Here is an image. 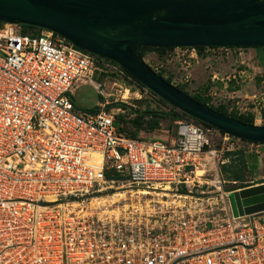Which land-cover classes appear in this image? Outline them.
Segmentation results:
<instances>
[{
    "label": "built area",
    "instance_id": "obj_1",
    "mask_svg": "<svg viewBox=\"0 0 264 264\" xmlns=\"http://www.w3.org/2000/svg\"><path fill=\"white\" fill-rule=\"evenodd\" d=\"M176 49L164 62L175 57L184 71L189 59L198 62L195 48ZM205 49L242 55V48ZM159 61L156 73L165 69ZM95 71L135 82L118 64L49 30L0 29V264H264V214L234 218L228 193L220 207L203 197L220 191V181L217 189L202 180L217 173L219 154L257 153L259 144L186 118L174 122L171 142L131 138L104 106L95 113L74 108L71 96L79 85L93 86ZM230 79L211 77L225 88ZM251 99L260 123L258 98ZM242 100L226 104L228 112L244 114ZM206 163L212 167L200 170ZM120 190L128 197L92 203Z\"/></svg>",
    "mask_w": 264,
    "mask_h": 264
},
{
    "label": "water",
    "instance_id": "obj_2",
    "mask_svg": "<svg viewBox=\"0 0 264 264\" xmlns=\"http://www.w3.org/2000/svg\"><path fill=\"white\" fill-rule=\"evenodd\" d=\"M49 30L118 64L187 116L232 137L264 142V126L242 123L195 101L155 73L145 48H264V0H0V29ZM234 218L264 214V183L230 192Z\"/></svg>",
    "mask_w": 264,
    "mask_h": 264
},
{
    "label": "rangeland",
    "instance_id": "obj_3",
    "mask_svg": "<svg viewBox=\"0 0 264 264\" xmlns=\"http://www.w3.org/2000/svg\"><path fill=\"white\" fill-rule=\"evenodd\" d=\"M175 50L177 49L175 48ZM219 50L220 49L215 50L213 55H208L209 50L204 49L202 56H200L196 50L199 60L196 63L192 59H189L190 68H188L186 71H184L181 62L177 58L174 57L172 61L164 62V54L159 56L156 52L152 51L146 52L143 57V61L151 68H154L155 60L164 62L165 69L164 71L162 70V74L166 77L171 76L173 85H183L184 91H186L189 95H203V92H206V94H212L210 97V105L214 107L218 106L219 103H223L225 105L228 104V107H231L233 102L242 100L244 96H247V98L256 96V98H258L256 104L259 103L258 105H260L257 108L261 107L264 109V48H242V55H239L237 53L238 51H236V53L227 52V56H223L225 52ZM177 52H180L179 49ZM181 52H184L182 58L186 59V52ZM169 53H172V51H169L167 54ZM219 55L222 57H219ZM204 56H208V58L206 59ZM214 73H216L218 78L222 79L223 81H226V77L229 75L235 76V80L230 79V82L226 85L228 87L225 88L222 83L211 81V77ZM186 75L188 76V80L184 81ZM91 79L95 85H99L98 88L95 87V89L93 86L85 84L79 85L74 91V102L76 107L79 109H86L92 106H98L99 109H101V106H104L103 109L106 111H111L114 114L115 119H117V116L121 114L125 116L126 120H128L133 117L137 108H143V103H138V101L146 99L145 101L148 103L150 102L151 107L161 109L162 111L167 110V106L161 103L159 105L151 99L154 97L151 95L150 90L146 93V97H144L145 91L143 87L136 82L120 81L116 79L114 74L101 73L98 71L93 73ZM138 95H141L142 97L139 98L137 97ZM98 96H101L102 100H100ZM243 102H248L244 114H252L250 113L251 109L254 108L252 99L247 101L245 100ZM177 116L179 117V115ZM254 118L255 116H253V119ZM261 123L262 122H257L254 124L261 125ZM175 130V123H170L168 119H164L161 121L159 130L150 133L140 132V135L169 141L170 137L175 136ZM213 139L215 141L213 143L214 146L219 148V141L217 137H214ZM258 149L259 147L257 150ZM240 150V152H234V154L231 156H227L226 152L219 154V157L217 158V173L215 174L213 170H209V172L206 173V175L202 178L203 181L208 183L215 179L220 181V191H217L216 193L212 192L207 197L203 195L205 199H211L209 201L207 199V201L217 205L216 207L221 206L222 192L228 193V190L234 189L245 183L251 181L258 182L262 180L257 179V177H259L260 174L264 175V163L262 161H257L256 154L250 151L248 147ZM211 167V163H206L199 169L205 170ZM223 167L227 168V170L224 171ZM230 171H239L242 175V180L238 182L230 180ZM117 192L124 191L120 190ZM108 195L109 197L103 196V199L107 200L106 204H110L109 202L112 197L110 193ZM125 197L127 198L128 194H125ZM118 199L120 198L117 197L113 199V201ZM140 201L142 202L143 200ZM134 202L135 201L130 202L120 200L121 204ZM120 203L119 206H121ZM202 204H204V202H202ZM115 207L116 206H113L112 208L108 209H116Z\"/></svg>",
    "mask_w": 264,
    "mask_h": 264
},
{
    "label": "trees",
    "instance_id": "obj_4",
    "mask_svg": "<svg viewBox=\"0 0 264 264\" xmlns=\"http://www.w3.org/2000/svg\"><path fill=\"white\" fill-rule=\"evenodd\" d=\"M20 26H21L23 32H26L31 28H35V27L26 26V25H20ZM194 48L198 51V53L200 55H202V52L205 49V47H194ZM174 49L175 48H168V49L145 48L144 50L139 51V56L143 60V57L147 51L156 52L159 56H161L163 54L164 55L167 54L169 51H173ZM97 57L101 58L99 56H97ZM105 60L110 61L107 59H105ZM124 72L127 75L131 76L127 71L124 70ZM157 74L160 77H162L166 82H168L169 84H172L171 76L165 77L162 74V72H157ZM131 77L133 78V80L137 84L144 87L133 76H131ZM173 86H175L177 89H179L183 93L189 95L186 91H184L183 85H173ZM151 95L154 97V98H151L152 100H154L159 105L161 103V104L167 106V110L162 111L161 109L151 107L150 102L148 103L147 101H145L146 99L139 100L138 103H143V108L142 109L137 108V110H135V112H134L135 114L133 115V117L131 119L126 120L125 116L121 115V114L117 116V119H115V125H116L119 132L124 133L131 138H138L140 136V132L150 133V132H154V131L159 130V126L161 124V121L164 119H168V121L170 123H172V122L174 123L176 120L181 119V118H186V119L194 121L197 124H201V125L206 126V127H211L205 123H202L198 120H195V119L187 116L186 114L176 110L174 107L168 105L165 101H163L161 98H159L158 96H156L152 92H151ZM189 96L191 98H193L195 101L199 102L200 104L206 105L209 108L215 110L216 112H218L220 114L231 117V118L238 120V121L245 123V124H250V125L254 124L252 114H246V115L240 114V115H238L235 110H233L232 112H228V107L226 105H218V106L214 107V106L210 105V98L205 97L202 94H195V95H189ZM98 97L100 100H102L101 96H98ZM71 101L74 105V108L78 111H82V112H86V113H95L99 110L98 106H92V107L86 108V109L77 108L75 105L73 96H71ZM177 115H179V117ZM261 119H262L261 125L264 126V109L261 110ZM242 141H246V140H242ZM248 142H251V141H248ZM258 144H264V142H260ZM240 151L241 150L226 152V155L231 156L232 154H234V152H240ZM223 169H224V171L227 170V168H225V167H223ZM229 177H230V180H232L234 182H238V181L242 180V175L240 174L239 171L238 172L230 171ZM248 185H249L248 183H245V184L241 185V187L248 186Z\"/></svg>",
    "mask_w": 264,
    "mask_h": 264
},
{
    "label": "crops",
    "instance_id": "obj_5",
    "mask_svg": "<svg viewBox=\"0 0 264 264\" xmlns=\"http://www.w3.org/2000/svg\"><path fill=\"white\" fill-rule=\"evenodd\" d=\"M249 99H251V98H249ZM256 101H257V99H256ZM256 101H253V102H255V104H256ZM258 104L259 103H257L255 105L256 109H261L262 110L263 108H261V107L257 108L258 106H260ZM175 136H176V130H175ZM175 136L174 137H170L169 142H171L175 138ZM148 137H150V136H148ZM258 147H259L258 152L257 153L254 152V153L256 154L257 161H262L264 163V144H259ZM257 179H262V180H260L258 182H253V181L248 182V184H249L248 186H244V187L238 186V187H236L234 189L228 190L227 192L230 193V192L238 191V190L243 189V188L252 187L254 185H259V184L264 183V175L260 174L259 177H257Z\"/></svg>",
    "mask_w": 264,
    "mask_h": 264
},
{
    "label": "bare ground",
    "instance_id": "obj_6",
    "mask_svg": "<svg viewBox=\"0 0 264 264\" xmlns=\"http://www.w3.org/2000/svg\"><path fill=\"white\" fill-rule=\"evenodd\" d=\"M95 85V83H93V86ZM97 158H98V156H96ZM197 175L198 176H201L202 175V172L201 171H197ZM214 183H216V186H217V189H220V186H219V184H218V180H212ZM124 196H125V193L124 192H117V193H115L112 197H111V199H110V202L112 201L113 202V199H115V198H117V197H119V198H124ZM108 201H109V199H108ZM100 202L101 203H104V202H106V199H103V198H100V199H96V200H93L92 201V203L93 204H100ZM109 202V203H110Z\"/></svg>",
    "mask_w": 264,
    "mask_h": 264
}]
</instances>
